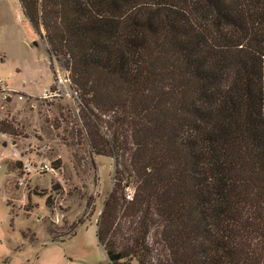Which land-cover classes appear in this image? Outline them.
Returning a JSON list of instances; mask_svg holds the SVG:
<instances>
[{
	"label": "trees",
	"instance_id": "trees-1",
	"mask_svg": "<svg viewBox=\"0 0 264 264\" xmlns=\"http://www.w3.org/2000/svg\"><path fill=\"white\" fill-rule=\"evenodd\" d=\"M18 1L118 165L96 224L109 264H264V0Z\"/></svg>",
	"mask_w": 264,
	"mask_h": 264
},
{
	"label": "rangeland",
	"instance_id": "rangeland-1",
	"mask_svg": "<svg viewBox=\"0 0 264 264\" xmlns=\"http://www.w3.org/2000/svg\"><path fill=\"white\" fill-rule=\"evenodd\" d=\"M31 26L18 0H0V122L14 134L0 133V264H109L96 224L118 165L93 152L67 80L68 60L51 61L42 27ZM50 86L62 95L40 97ZM102 119L107 138L109 118ZM41 164L50 170L24 171ZM134 185L125 175V197L130 191L133 198ZM49 226L60 239L75 229L60 241Z\"/></svg>",
	"mask_w": 264,
	"mask_h": 264
},
{
	"label": "built area",
	"instance_id": "built-area-1",
	"mask_svg": "<svg viewBox=\"0 0 264 264\" xmlns=\"http://www.w3.org/2000/svg\"><path fill=\"white\" fill-rule=\"evenodd\" d=\"M60 95H62V90H61V87L58 86L55 90L48 91L47 93H45L42 96V98L43 99H51L53 97L60 96ZM49 170H50V168H49V165H47V164H41V165H36V166H31V165H25L24 166L25 172L41 173V172H46ZM126 199L129 201L132 200V193L130 191H128V194L126 195Z\"/></svg>",
	"mask_w": 264,
	"mask_h": 264
},
{
	"label": "crops",
	"instance_id": "crops-1",
	"mask_svg": "<svg viewBox=\"0 0 264 264\" xmlns=\"http://www.w3.org/2000/svg\"><path fill=\"white\" fill-rule=\"evenodd\" d=\"M40 97H42V96H40ZM8 136V135H7Z\"/></svg>",
	"mask_w": 264,
	"mask_h": 264
},
{
	"label": "water",
	"instance_id": "water-1",
	"mask_svg": "<svg viewBox=\"0 0 264 264\" xmlns=\"http://www.w3.org/2000/svg\"><path fill=\"white\" fill-rule=\"evenodd\" d=\"M112 264H115V263H112Z\"/></svg>",
	"mask_w": 264,
	"mask_h": 264
}]
</instances>
